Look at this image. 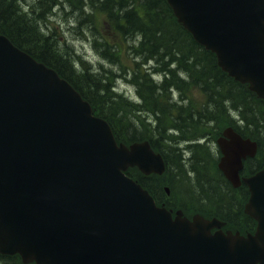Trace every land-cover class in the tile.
<instances>
[{
    "label": "water",
    "instance_id": "1",
    "mask_svg": "<svg viewBox=\"0 0 264 264\" xmlns=\"http://www.w3.org/2000/svg\"><path fill=\"white\" fill-rule=\"evenodd\" d=\"M166 1L264 101V0ZM215 142L218 168L239 185L256 142L231 126ZM131 166L164 171L148 140L117 142L66 79L0 33V253L35 264H264V168L242 177L256 220L242 235L216 217L172 215L125 173Z\"/></svg>",
    "mask_w": 264,
    "mask_h": 264
},
{
    "label": "trees",
    "instance_id": "2",
    "mask_svg": "<svg viewBox=\"0 0 264 264\" xmlns=\"http://www.w3.org/2000/svg\"><path fill=\"white\" fill-rule=\"evenodd\" d=\"M62 12L66 26L90 43L95 62L55 27ZM0 33L67 79L117 141L148 139L161 152L162 176L127 170L157 203L213 214L237 228L254 225L243 212L246 186L233 187L217 169L213 140L232 125L258 143L242 172L264 167L263 101L218 66L166 0H0ZM121 80L131 95L119 88ZM0 264L23 263L0 254Z\"/></svg>",
    "mask_w": 264,
    "mask_h": 264
},
{
    "label": "rangeland",
    "instance_id": "3",
    "mask_svg": "<svg viewBox=\"0 0 264 264\" xmlns=\"http://www.w3.org/2000/svg\"><path fill=\"white\" fill-rule=\"evenodd\" d=\"M58 10H56L57 12ZM56 23L55 27L62 32V36L68 41L71 46L74 49H77L78 52H82L85 54V57L88 60H93L95 62L96 59H98L95 51L91 47L88 40H82L79 38L77 29L73 27L72 25H67L65 23V19L67 18V14H64L63 12L58 15H56ZM108 64V63H107ZM106 66V65H105ZM108 66V65H107ZM121 84H118L119 88L124 92H126L127 95H131L133 93V88L130 85H125L122 80L120 81Z\"/></svg>",
    "mask_w": 264,
    "mask_h": 264
},
{
    "label": "bare ground",
    "instance_id": "4",
    "mask_svg": "<svg viewBox=\"0 0 264 264\" xmlns=\"http://www.w3.org/2000/svg\"><path fill=\"white\" fill-rule=\"evenodd\" d=\"M57 10V9H56ZM58 12V11H57ZM49 16V15H48ZM56 17V16H55ZM51 18V17H50Z\"/></svg>",
    "mask_w": 264,
    "mask_h": 264
}]
</instances>
